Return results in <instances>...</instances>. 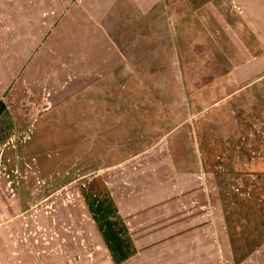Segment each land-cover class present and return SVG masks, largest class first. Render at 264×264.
I'll use <instances>...</instances> for the list:
<instances>
[{
	"label": "rangeland",
	"instance_id": "1",
	"mask_svg": "<svg viewBox=\"0 0 264 264\" xmlns=\"http://www.w3.org/2000/svg\"><path fill=\"white\" fill-rule=\"evenodd\" d=\"M66 42L93 58L53 77ZM18 220L65 264H264V0H0Z\"/></svg>",
	"mask_w": 264,
	"mask_h": 264
},
{
	"label": "crops",
	"instance_id": "2",
	"mask_svg": "<svg viewBox=\"0 0 264 264\" xmlns=\"http://www.w3.org/2000/svg\"><path fill=\"white\" fill-rule=\"evenodd\" d=\"M63 14L66 13H62V15ZM65 17L66 16L64 15L60 18V23H62L52 31V33L50 34V38L59 36H72L73 33L68 28L62 27ZM83 48L84 47H80L79 44L74 47L73 45H70L69 42H66V44L62 45V47L59 48L60 52H62L61 54H57V49L55 47H53V50L48 51L52 55V58H50L49 60L54 63V65H52V69L56 70V73L51 74V76L59 77L60 74H62L60 73L61 71L68 72V70L78 68V64H76L77 62L85 63L91 61L93 55L90 53V51L86 53ZM54 55L55 58H53ZM35 58V61H41L39 60V55H36ZM98 58L102 59L103 56L98 55ZM19 227V220L17 223L16 221H7V223L5 222L1 224L0 264H65V258L61 255L49 256L50 258L46 259L40 254H33L28 246H25L22 242H16L15 236L17 232L15 230ZM93 264L117 263L115 261H110L102 255L100 256V259L96 260V262H94Z\"/></svg>",
	"mask_w": 264,
	"mask_h": 264
}]
</instances>
